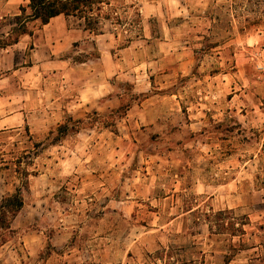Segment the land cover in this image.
<instances>
[{
  "label": "rangeland",
  "instance_id": "1",
  "mask_svg": "<svg viewBox=\"0 0 264 264\" xmlns=\"http://www.w3.org/2000/svg\"><path fill=\"white\" fill-rule=\"evenodd\" d=\"M103 11L89 32L116 37L112 61L94 39L0 47V198L11 151L37 171L0 264H264V0ZM19 13L0 8L2 29ZM218 211L244 233L217 232Z\"/></svg>",
  "mask_w": 264,
  "mask_h": 264
},
{
  "label": "trees",
  "instance_id": "2",
  "mask_svg": "<svg viewBox=\"0 0 264 264\" xmlns=\"http://www.w3.org/2000/svg\"><path fill=\"white\" fill-rule=\"evenodd\" d=\"M110 4L111 0H30L27 5L20 7L21 13L8 19L11 25L8 30H3V22H0V47L6 48L14 45L25 34L32 35L33 31L29 26L31 21L39 20L41 24H46L51 18L60 14L77 16L84 20L85 29L95 31L93 27L97 26L102 18H110V15H106L103 11L104 5ZM68 129L69 125L65 123L59 126L58 133ZM59 136L58 134L53 137L51 142H57ZM36 152L37 150L34 151V153ZM32 156L31 150L20 153V155L11 151L9 158H2L1 168L5 171L6 181L18 180V184L15 185L13 191L4 193L0 198V247L6 244L16 232L13 222L25 204L24 193L29 189L30 176L37 172L30 171L28 167L24 166V158H27L25 164L28 165L31 163ZM222 213L223 211H218L216 214L217 229L219 230L217 232H227L231 239L238 232L244 233L243 225H237L236 217L224 221ZM234 248H236L234 244L230 243V249Z\"/></svg>",
  "mask_w": 264,
  "mask_h": 264
},
{
  "label": "crops",
  "instance_id": "3",
  "mask_svg": "<svg viewBox=\"0 0 264 264\" xmlns=\"http://www.w3.org/2000/svg\"><path fill=\"white\" fill-rule=\"evenodd\" d=\"M30 0H0V8L1 10H5L8 12L17 11L20 9L21 6H25L29 3ZM66 15L60 14L57 15L46 24H41V27L37 28L35 31H33L31 34H25L23 35L19 42L15 43L12 46L6 47L9 48L8 50L12 49L13 46L17 44H21V42H24L23 44H27V42L34 43L35 45H39L40 47H45L48 51V47L51 48V54H59L60 52L64 51L65 49L70 48L74 42H77L78 40L83 39H94L97 42L101 43V48L103 49V55L104 60L112 61L109 59L110 57L113 59V52H111V48L114 44V41L116 37L110 33H106L105 31L99 32V33H93L89 32L88 29H85V26L82 24H79L78 26H75L74 24L68 23ZM82 22V19H80ZM42 47V48H43ZM2 48V47H1ZM2 48V49H6ZM16 48V47H15ZM59 61V65H60ZM108 74V73H106ZM101 79H104L107 81V77H102ZM104 82H98L94 89L95 93L87 92L85 86H83V90H81V99L85 102L91 99H103L105 95L108 93V89L98 87L99 85H103ZM86 85V83H85ZM16 117L17 119H20V116L9 115L7 118L10 121V126H17L20 124V121H17L16 123H13L11 119L13 117ZM6 123L4 119H0V130L3 128H6Z\"/></svg>",
  "mask_w": 264,
  "mask_h": 264
}]
</instances>
